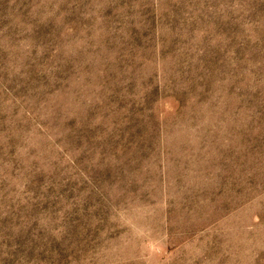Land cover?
<instances>
[{
    "label": "rangeland",
    "instance_id": "374dc122",
    "mask_svg": "<svg viewBox=\"0 0 264 264\" xmlns=\"http://www.w3.org/2000/svg\"><path fill=\"white\" fill-rule=\"evenodd\" d=\"M0 264H264V0H0Z\"/></svg>",
    "mask_w": 264,
    "mask_h": 264
}]
</instances>
